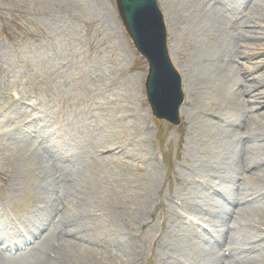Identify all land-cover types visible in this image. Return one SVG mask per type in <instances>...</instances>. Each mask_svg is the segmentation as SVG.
<instances>
[{
    "label": "bare ground",
    "instance_id": "bare-ground-1",
    "mask_svg": "<svg viewBox=\"0 0 264 264\" xmlns=\"http://www.w3.org/2000/svg\"><path fill=\"white\" fill-rule=\"evenodd\" d=\"M160 1L172 14L174 34L177 35V29H184L192 41L198 40L199 63L205 73L209 79L227 84L235 101L234 105L217 106L210 99L202 98L199 89L193 88L189 81V75L197 76L199 66L187 76L192 97L189 108L181 111L191 114L190 122L203 117L215 121L199 139L193 138L201 149V157L190 165L189 175L200 193L192 197L193 214L188 216L193 217L192 223L213 224L214 247L205 253L204 244L197 242L191 251H181L183 243L198 233L194 228L180 230L185 239L173 246L166 239V218L162 220V226H166L164 231H152L153 225L146 220L151 215L150 210L132 213L119 205L113 172L103 173L99 167H111L112 162L127 158L134 140L122 141L111 133V136H98L90 144L82 132L69 126L63 133L64 130L54 126L46 115L33 113L32 122L13 130L17 138L24 141L25 137L42 131L64 135L65 142L74 148L70 158L79 168L71 172L60 162L48 167L38 147L35 144L28 147L23 162L28 169L39 173L32 195L36 200H31L32 210H22L16 216L8 214L1 223L0 264H92V261L104 264L105 256L111 254L116 255L121 264H137L146 247V242L139 240L146 227L152 231L150 238H154L150 249L157 244L161 256L167 259L166 264H224V261L225 264H264V109H260L264 102L261 88L264 70H260L261 63L255 62L264 53L263 0L248 6L233 44L216 36L219 30L226 33V28L224 25L222 29L216 28L217 20L205 12L208 8L205 0ZM220 22L225 24L224 19ZM202 34L207 39L206 45L212 46L210 51L199 40ZM242 59L243 64L238 62ZM250 75L255 85L248 87L246 80ZM108 85L109 80H99V89L104 90ZM104 121L101 124L105 129L110 124ZM10 122L5 121L2 127H9ZM146 129L151 133L148 127ZM148 134L140 141L138 158L152 171L157 169V164L152 151L144 145ZM54 171L61 172L64 179H57ZM1 178L7 179L6 176ZM97 182H102L98 189ZM148 200L153 203L156 197H148ZM177 201L178 195L168 197L170 210L176 211L173 204ZM189 233L193 234L189 236ZM2 248L15 250V255L5 256Z\"/></svg>",
    "mask_w": 264,
    "mask_h": 264
},
{
    "label": "rangeland",
    "instance_id": "rangeland-1",
    "mask_svg": "<svg viewBox=\"0 0 264 264\" xmlns=\"http://www.w3.org/2000/svg\"><path fill=\"white\" fill-rule=\"evenodd\" d=\"M241 1L226 5L219 0H207L209 6L205 12L217 20L216 28L222 29L224 25L227 29V33L217 31L216 36L231 44L239 34V21L248 6L262 0H251L247 5L238 3ZM158 3L161 12L167 16L166 25L170 23L166 27L172 59L185 80L199 66L197 76L189 75V81L193 88L199 89L201 97L210 99L217 106L234 105L230 87L209 79L199 63L201 48L196 47L198 40L196 43L192 41L184 29L175 30V35L172 14L162 1L158 0ZM220 19H224L225 24ZM199 40L210 51L212 46L206 45L204 34ZM255 62L261 63L260 70H264V53ZM147 74V63L137 53L125 30L116 0H0V110L3 111L0 113V197L7 193L5 199L14 202L10 209L15 214L24 207L31 209L25 192L34 188L38 176L37 171L25 166L23 159L32 142L45 144L47 150L43 151L46 155L49 154L48 143H54V149L60 153L69 148L64 135L56 132L42 131L34 135L39 136L34 141L31 136L20 141L13 130L32 120L33 113L41 117L46 115L54 126L64 130L63 133L69 126L82 132L90 144L96 134L111 136L115 133L114 138L135 141L127 158L112 162L111 167H99L103 173L107 170L113 172L115 194L119 196V205L123 209L138 213L147 208L151 214L155 206L154 202L149 203L148 197L158 200L161 194L167 196L169 191L183 194L184 208H191L192 197L200 190L194 192L188 183L177 182L174 172L188 168V162L197 154V144L184 145L182 150L180 142L186 137V130L181 133L178 127L152 116L145 96ZM104 78L109 80L107 90L98 86L99 80ZM247 84L255 85L251 76H247ZM261 88L264 92V86ZM12 91L24 95L22 102L11 98ZM191 97L188 90L186 101L189 102ZM112 102L114 106H110ZM186 105L183 109H187ZM262 106L261 110L264 109ZM181 115L186 124L189 114L182 112ZM4 118L12 122L9 127H2ZM103 120L114 127L100 128L104 125L101 124ZM202 120L205 118L193 119L190 128L194 135L198 134ZM146 127L151 133L145 130ZM146 134L148 139L144 145L158 160L157 169L152 171L138 158L141 155L140 141L145 140ZM52 153L55 159H62L55 151ZM55 159L48 157V164L53 165ZM101 184L97 182L96 189ZM159 214L160 210H157L154 216ZM190 247L191 244H187L185 249ZM110 261L120 263L116 257H110L107 262ZM148 262L154 263V259Z\"/></svg>",
    "mask_w": 264,
    "mask_h": 264
},
{
    "label": "water",
    "instance_id": "water-1",
    "mask_svg": "<svg viewBox=\"0 0 264 264\" xmlns=\"http://www.w3.org/2000/svg\"><path fill=\"white\" fill-rule=\"evenodd\" d=\"M128 32L150 63L148 98L156 116L170 118L182 100L180 80L169 61L161 17L154 0H117Z\"/></svg>",
    "mask_w": 264,
    "mask_h": 264
}]
</instances>
